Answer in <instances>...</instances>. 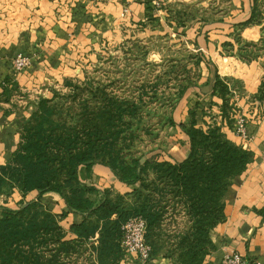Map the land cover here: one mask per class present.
<instances>
[{"label": "trees", "instance_id": "16d2710c", "mask_svg": "<svg viewBox=\"0 0 264 264\" xmlns=\"http://www.w3.org/2000/svg\"><path fill=\"white\" fill-rule=\"evenodd\" d=\"M263 17L264 0H252L241 25L261 24ZM259 41L264 44V26ZM211 83V94L222 98L226 117L232 95L229 78L216 73ZM64 85L72 90L81 86L70 79ZM90 86L98 92L105 89L101 82ZM182 87L181 95L187 89ZM263 94L264 81L255 97ZM35 104L10 158L0 164V192L18 190L23 196L18 207L0 206V264H118L126 256L123 225L135 216L146 221L152 257L162 254L174 264H205L216 249L211 231L226 219L225 195L253 161L252 150L230 140L218 125L198 126L197 103L178 124L189 144L182 161L160 159L154 151L137 157L125 153L128 137H135L125 135L130 127L125 118L138 109L129 99L103 94L67 101L55 93ZM96 164L137 187L122 194L82 181L80 167L90 174ZM32 191L38 192L37 199L25 200ZM49 192L64 200L61 214L42 203ZM70 213L79 219L65 229L61 220Z\"/></svg>", "mask_w": 264, "mask_h": 264}, {"label": "rangeland", "instance_id": "374dc122", "mask_svg": "<svg viewBox=\"0 0 264 264\" xmlns=\"http://www.w3.org/2000/svg\"><path fill=\"white\" fill-rule=\"evenodd\" d=\"M77 2L52 0L54 25L62 24L69 30L77 14ZM235 2L220 0L218 13L213 8L207 16L205 11L203 14L208 18L220 20V29H226V25H221L226 24V17L229 19V15H232L236 8ZM200 10V7L194 6L185 15L177 18L179 20L180 17L181 22H192L201 17ZM168 13L166 24L172 26V21L176 22V19L172 18L176 15H172L170 10ZM241 23L234 25L230 39L223 41L219 49L223 57L234 58L250 67L237 61L233 65L224 60L221 62L224 64L221 65L223 72L244 74L228 77L232 95L226 117L220 107H215L209 92L212 89L211 80L217 73L211 52L189 49L175 32L166 31L160 17L155 16L140 28L145 32L157 30V34L146 33L144 38L124 39L119 44L122 49H77L76 45L73 49H49V52L47 49H22L17 52L10 59L13 71L11 77L0 84V105L10 102L15 108V114L12 120L0 124V134L5 138L10 137V140L16 139L18 135L19 139L21 127L30 117L36 107L35 102L40 97L50 98L59 93L62 98L67 97V101H71L76 96L79 99L108 94L109 97L129 99L138 105L137 114L125 118V121L130 123L125 135L135 134L133 139L128 137L130 149L125 150L130 157L154 151L160 155V159H170L172 155L182 158L189 152V144L188 137L178 124L188 119L189 110L196 103L198 126L207 129L210 125H218L232 141L236 140L247 146L256 143L264 145V94L262 98L255 97L264 81V44L259 40L250 41L244 38V27ZM255 25H260L262 30L264 17L261 24ZM51 26L53 27V24ZM254 43L258 46H252ZM245 51L256 55L245 56ZM240 55L251 60L241 58ZM67 79L81 85L80 88L72 90L66 87L64 83ZM90 82L104 84V92L92 89ZM182 86L187 89L181 95ZM239 129L245 131V136ZM1 190L0 206L3 202L14 204L19 199L14 194L16 190ZM31 200L33 199L29 196L27 201ZM6 206L15 208L19 205L17 203ZM46 206L50 208L49 205ZM50 209L57 214L63 212L61 208H58L60 212L54 207ZM72 214L73 217L68 215L67 219L61 220L65 229H68V221L79 219L78 215ZM183 218L184 216L180 218L181 226L185 223Z\"/></svg>", "mask_w": 264, "mask_h": 264}, {"label": "crops", "instance_id": "0c3cea01", "mask_svg": "<svg viewBox=\"0 0 264 264\" xmlns=\"http://www.w3.org/2000/svg\"><path fill=\"white\" fill-rule=\"evenodd\" d=\"M77 1L78 6L75 8L77 14L72 22L73 25L68 30V27L62 24L54 25L52 0H0V84L11 77L13 71L10 59L22 49H47L49 52V49H73L76 45L77 49H122L123 47L119 44L124 39L144 38L146 33L157 34V30L151 29L145 32L140 28L151 18V15L159 16L164 29L171 33L175 32L179 40L189 49L210 51L213 66L222 77L244 76V74L222 71L221 65H224L221 64L222 60L230 65L235 64L236 61L248 65L231 57H223L219 49L223 41L230 39L234 25L249 17L252 0H238V2L235 0L236 8L232 11V15H229V19L226 17L228 20L226 24L221 25V27L226 25V29H220V20L206 17L213 8L216 13L219 12L220 0H162L159 2H128L126 0L99 2L97 0V3L96 0ZM194 6L200 7L201 17L192 22H181L180 17L178 20L177 16L185 15ZM124 7H127V13L124 12ZM168 9L170 13L173 12L172 15H176L172 18V20L176 19V22L172 21V26L166 24L169 16ZM261 32L260 25L252 24L244 28L242 35L250 41H257L260 40ZM209 92L211 94V91ZM210 96L215 107L221 108L222 98L212 94ZM14 112L15 108L10 102L1 104L0 124L3 125L12 120ZM15 138L10 140V137L5 138L3 134H0V164L6 163L10 158L19 140L18 135ZM234 141L240 144L239 141ZM240 145L252 150L254 159L241 175L234 178L225 195L226 219L211 231V238L216 249L207 256L205 264H222L224 256L232 252L245 256L250 264H264V213L260 212L264 208V145L261 143ZM187 155L188 152L182 158L172 155L169 160L182 161ZM79 173L82 181L86 183L122 194L137 187V185L120 182L111 169L101 164L94 165L90 174L85 166H81ZM14 194L19 197L14 204L19 205V200L23 199V196L18 190ZM37 195V191H32L25 196V200L29 196L37 199ZM41 200L50 208H57V211L61 208L62 212L66 207L62 197L55 192L46 193ZM14 204L3 202L2 206ZM72 215V213L69 214L70 217H73ZM68 222L67 228L73 221ZM120 264L174 263L170 258L159 254L147 261H142L136 255H126Z\"/></svg>", "mask_w": 264, "mask_h": 264}, {"label": "built area", "instance_id": "2783aa9c", "mask_svg": "<svg viewBox=\"0 0 264 264\" xmlns=\"http://www.w3.org/2000/svg\"><path fill=\"white\" fill-rule=\"evenodd\" d=\"M128 2L147 1L159 2L162 0H126ZM124 12L127 13V7H124ZM243 128V124H241ZM242 131L245 136V131ZM147 224L143 217L135 216L128 219L123 225V246L126 250V255H136L142 261L151 259L152 247L146 241ZM222 264H250V261L238 252L228 253L223 258Z\"/></svg>", "mask_w": 264, "mask_h": 264}]
</instances>
